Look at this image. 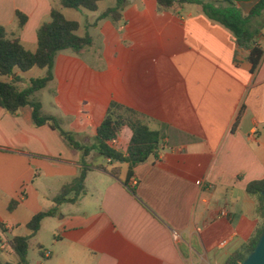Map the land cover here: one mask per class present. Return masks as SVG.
Segmentation results:
<instances>
[{"label": "crops", "instance_id": "obj_1", "mask_svg": "<svg viewBox=\"0 0 264 264\" xmlns=\"http://www.w3.org/2000/svg\"><path fill=\"white\" fill-rule=\"evenodd\" d=\"M212 1H231L247 15L259 0ZM103 2L96 12L80 11L81 25L59 0H0V26L33 53L52 8L76 21L92 45L78 56L57 55L46 88L50 111L43 90L37 95L43 111L77 143L91 145L114 101L160 133L158 158L136 165L125 184L126 164L91 152L84 194L56 206L60 189L79 174L80 152L49 126L35 127L29 107L14 115L0 107V239L28 236L31 218L56 207L29 238L39 259L26 255L27 264H224L261 225L246 187L264 178V24H251L263 50L252 73L248 51L199 5L160 13L156 0H128L121 23L94 27L115 4L100 10ZM17 12L26 17L21 28ZM33 69L15 72L19 89L36 79L27 77ZM130 138L123 128L108 144L124 153ZM111 168H118L117 177ZM17 263L0 245V264Z\"/></svg>", "mask_w": 264, "mask_h": 264}, {"label": "trees", "instance_id": "obj_2", "mask_svg": "<svg viewBox=\"0 0 264 264\" xmlns=\"http://www.w3.org/2000/svg\"><path fill=\"white\" fill-rule=\"evenodd\" d=\"M103 0H59V5L64 9L75 11L96 12L99 3ZM113 7L107 8L99 14L95 23L102 20H110L119 24L123 20V11L128 0H114ZM158 12L172 10L183 4H195L201 7L202 14L210 21L226 29L234 38L238 48L248 51L247 61L251 65L253 73L259 66L263 50L256 45L259 29H252L254 20L264 17V0H259L247 15H243L231 1L212 0H156ZM18 28H21L26 17L16 13ZM80 26L76 21L67 20L57 8L50 11L49 22L43 23L37 30V47L35 52L27 51L16 38H10L3 27L0 26V77L10 81L0 82V107L14 115L20 108L31 109L32 123L35 127L47 125L57 131L75 150L81 154V168L78 176L71 183L63 186L53 202L56 206L64 203L75 202L84 194V180L88 172L86 158L91 152L97 153L110 162L127 165V180L133 176V168L146 162L149 158H158L160 151V133L148 127L147 119L140 113L111 101L104 119L96 129L94 141L91 145H81L74 140L72 133L61 128V122L56 117L43 111L42 104L37 96L53 81V67L57 55L61 52H70L78 56L81 51L92 45V39L88 34H77ZM32 68L44 69L45 74L41 78L32 79L26 88L19 89L17 84L20 77L15 72H27ZM54 94V90L50 91ZM241 113V112H240ZM123 128H128L131 138L124 153L109 146V141L115 139ZM110 174L118 176V168H111ZM134 193V187L130 189ZM264 191V178L250 182L246 187V193L257 200V216L261 225L256 229L252 237L232 253L224 264H240L254 249L264 229V199L261 192ZM11 202L8 210L14 207ZM56 207L49 211L34 215L26 225L29 234L26 237L15 236L6 241V245L18 257L17 264H27L26 255L28 240L33 237L40 228L41 221L46 217L55 215ZM2 241L0 239V245Z\"/></svg>", "mask_w": 264, "mask_h": 264}, {"label": "rangeland", "instance_id": "obj_3", "mask_svg": "<svg viewBox=\"0 0 264 264\" xmlns=\"http://www.w3.org/2000/svg\"><path fill=\"white\" fill-rule=\"evenodd\" d=\"M113 1L114 0H104V2L102 4H100L99 6V9L102 10L104 9L105 7H109V6H113ZM70 13H73V18H76V20H78V22L81 24V25H84L85 24V17L80 13V11H75V10H68ZM258 25H262L264 24V17L260 18L257 22ZM78 35H83V32L82 31H79L78 32ZM86 58V57H85ZM44 76V71L42 69H33L32 71H30L28 74H27V77L28 78H41ZM26 77V78H27ZM28 84V82L26 83ZM47 90H43L42 92V104L44 105V109L45 110H48L50 111V106H49V103H50V97L47 95ZM40 100V99H39ZM41 101V100H40ZM45 112V111H44ZM61 127L63 128V125L60 124ZM27 255H28V259L29 260H32V259H39V255L37 254V249L34 247H28V250H27ZM26 262H27V259H26Z\"/></svg>", "mask_w": 264, "mask_h": 264}, {"label": "water", "instance_id": "obj_4", "mask_svg": "<svg viewBox=\"0 0 264 264\" xmlns=\"http://www.w3.org/2000/svg\"><path fill=\"white\" fill-rule=\"evenodd\" d=\"M261 196L264 199V191ZM240 264H264V229L254 249Z\"/></svg>", "mask_w": 264, "mask_h": 264}, {"label": "built area", "instance_id": "obj_5", "mask_svg": "<svg viewBox=\"0 0 264 264\" xmlns=\"http://www.w3.org/2000/svg\"><path fill=\"white\" fill-rule=\"evenodd\" d=\"M111 142H115V140L113 139V140H111ZM200 183L198 182V185H199ZM133 185H135V180L134 179H132L131 180V186H133ZM219 216L221 217V218H225V217H227V213H226V211L224 210V209H222L221 211H220V213H219ZM6 243L5 242H3V243H1V245H5Z\"/></svg>", "mask_w": 264, "mask_h": 264}]
</instances>
